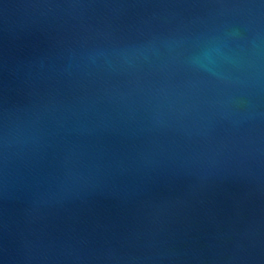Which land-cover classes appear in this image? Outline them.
<instances>
[{
  "label": "water",
  "instance_id": "water-1",
  "mask_svg": "<svg viewBox=\"0 0 264 264\" xmlns=\"http://www.w3.org/2000/svg\"><path fill=\"white\" fill-rule=\"evenodd\" d=\"M0 264H264V0H0Z\"/></svg>",
  "mask_w": 264,
  "mask_h": 264
}]
</instances>
